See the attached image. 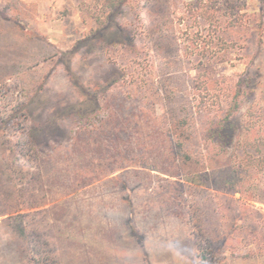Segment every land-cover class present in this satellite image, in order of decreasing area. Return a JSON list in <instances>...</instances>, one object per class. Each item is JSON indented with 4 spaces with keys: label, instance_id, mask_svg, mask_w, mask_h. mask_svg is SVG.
I'll list each match as a JSON object with an SVG mask.
<instances>
[{
    "label": "rangeland",
    "instance_id": "rangeland-1",
    "mask_svg": "<svg viewBox=\"0 0 264 264\" xmlns=\"http://www.w3.org/2000/svg\"><path fill=\"white\" fill-rule=\"evenodd\" d=\"M104 1L0 0V264H264V0Z\"/></svg>",
    "mask_w": 264,
    "mask_h": 264
},
{
    "label": "trees",
    "instance_id": "trees-1",
    "mask_svg": "<svg viewBox=\"0 0 264 264\" xmlns=\"http://www.w3.org/2000/svg\"><path fill=\"white\" fill-rule=\"evenodd\" d=\"M202 1V0H200ZM127 0H105L104 1V8L110 7V8H121L126 4ZM198 6V4H197ZM111 14V12H110ZM109 14V15H110ZM109 15L105 16V20L103 23H105V21H107V18H109ZM102 23V24H103ZM241 95V91L240 89H238L237 93L233 96L232 102L229 105V109L227 111V115H226V120L231 119L233 112H235L236 110H238L240 108V101H238V96ZM224 125L221 126V130L224 129ZM217 129L213 128V131L211 130L212 136L214 137L216 135ZM220 130V133H221Z\"/></svg>",
    "mask_w": 264,
    "mask_h": 264
}]
</instances>
